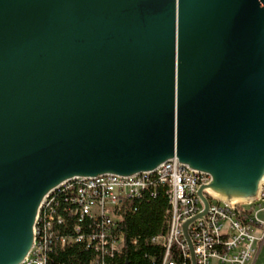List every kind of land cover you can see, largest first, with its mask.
Listing matches in <instances>:
<instances>
[{"label": "water", "instance_id": "95a60500", "mask_svg": "<svg viewBox=\"0 0 264 264\" xmlns=\"http://www.w3.org/2000/svg\"><path fill=\"white\" fill-rule=\"evenodd\" d=\"M176 159L229 208L264 188V0H0V264L66 182Z\"/></svg>", "mask_w": 264, "mask_h": 264}, {"label": "built area", "instance_id": "2783aa9c", "mask_svg": "<svg viewBox=\"0 0 264 264\" xmlns=\"http://www.w3.org/2000/svg\"><path fill=\"white\" fill-rule=\"evenodd\" d=\"M208 180V176L190 171L172 159L153 173L131 177L108 175L66 182L43 202L37 215L32 248L22 264H47V253L56 246L63 249L70 243L84 240L81 227L76 224L73 225V234L60 235L58 226L64 221L51 207L55 193L72 192L73 214L88 217L97 225V236L85 237L86 244L96 241L94 250L109 254L122 247L118 222L125 203L150 187L164 189L168 198L165 233L152 239L164 249L161 264H191L181 224L202 211L197 191ZM207 200L205 217L194 221L187 230L195 264H254L264 242V222L257 218V212L262 209L257 202L264 201V188L257 201L236 204L232 209L211 198ZM90 264H97V259L91 260Z\"/></svg>", "mask_w": 264, "mask_h": 264}, {"label": "trees", "instance_id": "16d2710c", "mask_svg": "<svg viewBox=\"0 0 264 264\" xmlns=\"http://www.w3.org/2000/svg\"><path fill=\"white\" fill-rule=\"evenodd\" d=\"M69 190L54 194L52 209L60 215L63 224H57L60 235L73 234V225L81 227L84 240L70 243L65 248L55 247L47 253V264H90L97 259V264H161L164 249L161 245L152 242V239L165 233V211L168 208V198L164 189L150 187L139 197L128 200L118 222V230L122 234V247L119 251L103 254L94 250L95 242L86 244L87 237L97 236L96 222L88 217H79L73 214ZM86 237V239H85ZM173 252V258L174 257ZM176 256V255H175Z\"/></svg>", "mask_w": 264, "mask_h": 264}, {"label": "rangeland", "instance_id": "374dc122", "mask_svg": "<svg viewBox=\"0 0 264 264\" xmlns=\"http://www.w3.org/2000/svg\"><path fill=\"white\" fill-rule=\"evenodd\" d=\"M257 205H260V207L262 208L261 210H259L257 212V218L260 221L264 222V201L263 202H257ZM257 233L260 234V230H258ZM254 264H264V242H263V244L259 250L258 256H257Z\"/></svg>", "mask_w": 264, "mask_h": 264}]
</instances>
